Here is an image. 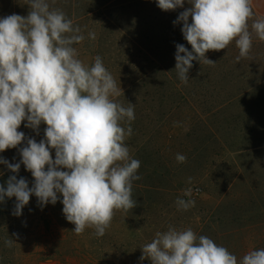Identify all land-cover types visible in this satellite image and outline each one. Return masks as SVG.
Returning <instances> with one entry per match:
<instances>
[{"label":"rangeland","instance_id":"rangeland-1","mask_svg":"<svg viewBox=\"0 0 264 264\" xmlns=\"http://www.w3.org/2000/svg\"><path fill=\"white\" fill-rule=\"evenodd\" d=\"M27 3L14 0L11 12L0 18L26 16ZM49 3L82 29L85 40L73 45L78 58L91 66L99 55L122 88L116 99L125 107L135 104L132 135L125 144L141 162V179L133 181L132 189L136 207L116 211L103 237L92 228L77 236L62 212L61 194L54 205L43 207L33 195L20 216L12 214L15 197L5 198L0 203V264H151L140 260L141 247L170 225L213 239L238 261L248 251L264 248V41L253 34L251 52L239 62L235 41L208 51L206 57L217 63L193 61L184 84L175 70L176 45L190 51L191 46L182 23L173 21L191 6L187 0L174 11L161 10L156 0ZM24 123L18 131L37 142L44 138L45 124L37 135ZM23 146L0 157L17 163ZM178 153L186 162H177ZM51 155L54 159V149ZM11 175L25 178L29 187L34 183L23 164L18 173L0 164V185L6 187ZM188 188L191 197L184 196ZM178 197L195 205L178 210ZM11 237L16 242L5 247Z\"/></svg>","mask_w":264,"mask_h":264},{"label":"clouds","instance_id":"clouds-1","mask_svg":"<svg viewBox=\"0 0 264 264\" xmlns=\"http://www.w3.org/2000/svg\"><path fill=\"white\" fill-rule=\"evenodd\" d=\"M190 7L180 12L174 24L182 23V34L191 51L176 45L175 70L187 84L193 61L214 66L208 51L226 49L235 41L237 62L247 58L253 34L264 41V18H255L253 0H187ZM163 11L183 8L185 0H156ZM26 16L11 14L0 18V153L19 148L21 160L10 163L0 157L12 173L21 164L31 172V187L23 177L11 175L6 187L0 185V203L15 197L13 215L35 195L41 207L55 204L62 195V212L74 224L77 236L86 228L103 237L116 211L136 207L132 198L133 181L140 161L130 156L125 144L132 135L135 104L125 107L118 101L121 86L97 55L91 66L78 58L74 44L82 43V29L49 0H28ZM252 21L249 24V21ZM88 38L96 39L94 32ZM39 135V142L18 131L23 122ZM127 124V127H124ZM55 151V158L51 150ZM184 163L187 157L177 154ZM66 169V170H65ZM191 183V177L188 178ZM192 189L184 190L191 197ZM178 210L195 205L192 199L177 198ZM16 240L5 239L11 248ZM140 260L151 264H264V248L248 251L241 260L213 239L191 229L169 226L155 233L141 247Z\"/></svg>","mask_w":264,"mask_h":264},{"label":"crops","instance_id":"crops-1","mask_svg":"<svg viewBox=\"0 0 264 264\" xmlns=\"http://www.w3.org/2000/svg\"><path fill=\"white\" fill-rule=\"evenodd\" d=\"M13 5L14 0H0V15L9 14ZM253 11L257 16L264 18V0H253Z\"/></svg>","mask_w":264,"mask_h":264}]
</instances>
